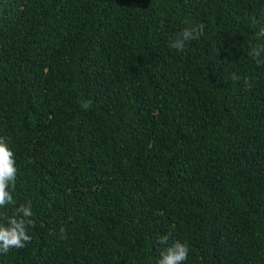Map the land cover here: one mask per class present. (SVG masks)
<instances>
[{
    "label": "trees",
    "instance_id": "trees-1",
    "mask_svg": "<svg viewBox=\"0 0 264 264\" xmlns=\"http://www.w3.org/2000/svg\"><path fill=\"white\" fill-rule=\"evenodd\" d=\"M259 19L264 0H0V213L36 221L0 264H156L175 241L184 264H264Z\"/></svg>",
    "mask_w": 264,
    "mask_h": 264
},
{
    "label": "clouds",
    "instance_id": "clouds-1",
    "mask_svg": "<svg viewBox=\"0 0 264 264\" xmlns=\"http://www.w3.org/2000/svg\"><path fill=\"white\" fill-rule=\"evenodd\" d=\"M187 23V22H186ZM253 25H264V19L254 20ZM203 23L189 24L178 32L170 43V47L178 52H184L187 45L204 35ZM254 39L264 40V26L258 27ZM248 55L255 61L257 67H264V43L254 44L249 42ZM236 80V77H233ZM247 84L248 82L245 81ZM91 101H84L81 107L87 111ZM17 167L14 153L8 147L5 138L0 137V209L15 204L12 191L17 180ZM11 189V190H10ZM31 201L21 204L13 210L11 216L0 213V255H6L11 249H22L32 241L28 234L29 227H35L36 221L32 218ZM64 230L61 229V232ZM169 236L162 235L159 244H168ZM189 246L180 241L173 242L160 253L156 264H184L188 258Z\"/></svg>",
    "mask_w": 264,
    "mask_h": 264
}]
</instances>
